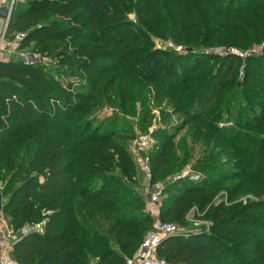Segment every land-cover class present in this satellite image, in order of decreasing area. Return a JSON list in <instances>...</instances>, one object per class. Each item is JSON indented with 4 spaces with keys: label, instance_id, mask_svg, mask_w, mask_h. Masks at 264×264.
Segmentation results:
<instances>
[{
    "label": "trees",
    "instance_id": "trees-1",
    "mask_svg": "<svg viewBox=\"0 0 264 264\" xmlns=\"http://www.w3.org/2000/svg\"><path fill=\"white\" fill-rule=\"evenodd\" d=\"M249 25L264 38V0L16 2L8 35L19 50L35 43L60 68L0 61V213L17 231L47 220L44 234L18 238L16 264H126L134 255L154 224L123 143L135 136L118 114L91 116L111 106L147 129L152 103L171 110L151 134V183L189 166L199 177L165 187L160 223L185 226L195 206L213 222L211 234L166 238L159 256L264 264V241H255L264 237V54L240 70L237 55L204 52L225 35L247 43ZM250 194L257 200L244 204Z\"/></svg>",
    "mask_w": 264,
    "mask_h": 264
},
{
    "label": "rangeland",
    "instance_id": "rangeland-1",
    "mask_svg": "<svg viewBox=\"0 0 264 264\" xmlns=\"http://www.w3.org/2000/svg\"><path fill=\"white\" fill-rule=\"evenodd\" d=\"M18 2H22V0H18ZM131 20H133L134 22H136V16L132 15ZM248 33H246V38L248 40L247 43L244 44H235L232 41H238L240 39H234L231 40V42L227 43L228 40V35L222 36L221 39L218 42H215L213 45H211L209 48L205 49L204 52L206 54H210V55H221V56H225L228 54H232V55H237L238 57L242 58V65H241V69L244 67V65H246V58H249L251 56H259L261 54H264V38L263 36L259 37L257 39L256 37V32L257 30L255 29V27L253 25H249L248 26ZM236 38V37H234ZM156 44V48H161L163 46V42H161V40H156L155 42ZM35 43H32L31 45H29L28 47L19 50L18 49V41L16 43V50L15 52L11 55V57L9 58V60L7 61H15V62H21L25 65H30V66H36V65H43L46 69H51L54 72L59 71V66L57 64H59V62L51 57L48 54H42L41 51H38L37 48L35 47ZM228 46H233L235 48V52H237V54L234 53H230L229 52V47ZM166 47L168 49H170L171 51H175L179 54H187L188 50H185L182 47H177L175 46L172 42H168L166 44ZM191 51V50H190ZM217 65V63H211V67L215 68ZM183 68V67H181ZM181 68H179L180 70H182ZM185 70H187L184 67ZM72 74H76L77 73H72ZM241 76V73L237 75V80L238 77ZM78 78L79 75L77 76ZM81 78L83 80H86L85 77H83L81 75ZM65 80H68V77H65ZM231 86V85H230ZM148 92V91H146ZM155 93H149V96H153ZM152 110H153V120L151 122V125L147 128V129H143V126L140 125L139 122V117L138 116H124L123 114H121L118 110L113 109V107H109V106H104L101 107L99 109H97L95 111V113L91 116V119H95L97 122H102L104 120H106L107 118H109L110 116H112L114 113L118 114V116L121 118V123H122V127L121 130H127L129 133L131 132L135 137L132 140H124V145L125 147L130 151L131 155L133 156L134 161L136 162V166L138 169V181L139 184L141 186L140 188V192L142 194H144V196L146 195V188H147V184L145 181V177L144 174L140 168V165L138 164V162L136 161V157L133 154V148H134V141L135 138L139 135H145V136H151L153 130L155 128H159L160 126H163L164 123H162V112H164L165 114H168L171 110V107H167L166 103H152ZM138 111L140 113V109L138 106ZM166 124V123H165ZM153 143L150 146V150H149V154L151 153V151L153 150L154 146H155V140L152 138ZM229 159V156L227 155H223L222 156V160L223 162H227ZM232 166V165H231ZM187 171H191L190 166L187 168ZM192 172V171H191ZM198 176L197 173H194ZM178 176V175H177ZM177 176H170L165 180H160L158 182H155L153 184L156 183H162L165 187L172 183L174 180L177 181L179 180ZM3 189V184L0 183V192ZM163 195L162 194V199L161 202L159 204H157L156 206L151 205V203L149 202V198L146 195V199H147V208L148 211L150 213H152L155 210H159L160 205L163 202ZM222 195V194H221ZM221 195H219L213 202V204L218 205L221 200L220 197ZM249 200H257V197H254L252 194L244 196L242 201L244 202V204H247V202ZM7 202V197H4L2 200L3 205H5ZM155 209V210H154ZM48 214V213H47ZM46 215V214H45ZM262 215V214H261ZM260 215V217H261ZM209 213L207 215V212H202L197 206L193 207L188 216H187V222L185 226L182 225H178V227L180 228V233L184 234L186 237L187 236H192V235H197V234H211V228L213 226V222L211 221V219L209 218ZM3 218L5 221V225H6V229L13 234V236H17V233L19 231L16 230V228H14L13 226L10 225V222L8 221V219H6L5 217H3V215L0 213V219ZM262 220H264V216L261 217ZM32 223H29V225ZM155 224H157V221H154V224L151 228H149L148 231L152 230L155 226ZM263 224V222H262ZM264 229V228H263ZM147 231V232H148ZM264 233V232H263ZM246 237L242 236L239 240H246ZM263 242L264 241V237L261 239H256L255 241H259ZM14 261V260H13Z\"/></svg>",
    "mask_w": 264,
    "mask_h": 264
},
{
    "label": "built area",
    "instance_id": "built-area-1",
    "mask_svg": "<svg viewBox=\"0 0 264 264\" xmlns=\"http://www.w3.org/2000/svg\"><path fill=\"white\" fill-rule=\"evenodd\" d=\"M18 0H0V11L3 8L8 10L7 18L0 16V61H7L16 50V42L8 35V28L15 4ZM23 35H17L16 41L20 40ZM230 53L237 54L234 49H229ZM153 140L150 136L139 135L135 138L133 154L140 165L147 184L146 195L151 205L156 206L161 202L165 186L162 183H151L152 173L149 161V148ZM178 179L191 177L198 180L199 177L192 174L191 171H185L177 176ZM49 214V212H48ZM47 220L37 224H28L24 226L17 236H13L7 229L3 218L0 219V264H16L12 259V252L20 236H26L30 233L44 234ZM180 233V228L174 223H160L157 221L154 228L147 232L142 243L133 256L127 258L126 264H169L168 261L159 256L158 251L163 241L171 236Z\"/></svg>",
    "mask_w": 264,
    "mask_h": 264
},
{
    "label": "water",
    "instance_id": "water-1",
    "mask_svg": "<svg viewBox=\"0 0 264 264\" xmlns=\"http://www.w3.org/2000/svg\"><path fill=\"white\" fill-rule=\"evenodd\" d=\"M7 13H8V10L6 8H3L1 11H0V16L2 18H7ZM3 209V205H2V196L0 195V211Z\"/></svg>",
    "mask_w": 264,
    "mask_h": 264
},
{
    "label": "crops",
    "instance_id": "crops-1",
    "mask_svg": "<svg viewBox=\"0 0 264 264\" xmlns=\"http://www.w3.org/2000/svg\"><path fill=\"white\" fill-rule=\"evenodd\" d=\"M155 210V209H154ZM154 221H158L159 222V211L155 210L151 213Z\"/></svg>",
    "mask_w": 264,
    "mask_h": 264
}]
</instances>
